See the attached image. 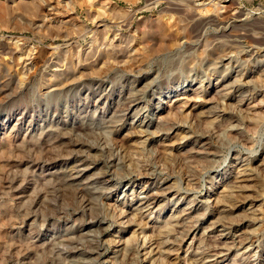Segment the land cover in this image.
<instances>
[{
	"label": "rangeland",
	"instance_id": "rangeland-1",
	"mask_svg": "<svg viewBox=\"0 0 264 264\" xmlns=\"http://www.w3.org/2000/svg\"><path fill=\"white\" fill-rule=\"evenodd\" d=\"M50 2L51 7H60L55 9H59L57 14L46 8L47 3L41 6L35 0H0V129L7 130L14 121H20L17 136L29 128L25 135L33 133L39 138L60 110L67 113L57 118L66 129L54 135L60 139L59 147L43 157L47 161L53 159L54 171L61 173L46 176L47 179L41 170L29 169V180L23 184L9 180L0 183V264H200L191 257L200 253L199 242L211 229L212 236L221 235L226 243L242 236L245 246L233 244L231 252L222 251L208 261L264 264V170L258 183L247 185L248 201L243 200V193L235 194L234 203L238 205L230 217L232 222L222 224L228 229L212 226L217 222L220 196L233 185L234 166L244 160L257 162L254 164L258 166L264 158V88L255 80L259 67L249 66L240 92L246 97L243 102L259 105L256 112L240 106L236 96L217 107L218 114L233 121L240 134L218 137L225 122L208 124L202 118L191 117L194 115L188 111L173 122L182 133L180 137L190 132L189 137L211 141L218 151L217 160L193 163L185 152L195 147L192 139L179 152H164L167 136L162 141L164 135H128L130 124L137 120L136 113L142 117L152 115L159 106L160 95L178 83L196 79L197 85L192 89L198 96L205 89L213 91L214 84L222 80L218 72H237L248 61L254 60L253 65L262 63L264 26L252 25L264 22V0ZM219 3L227 5L232 13H243L245 23L212 21ZM218 48L224 49L221 56L229 58L224 65L217 64V56L208 55ZM203 50L207 53L200 56ZM192 57L196 64L191 69L180 68L184 60ZM55 69L77 71L75 76L63 77H69L66 82L76 81L61 95L63 105L48 99L52 94L48 83L55 80ZM157 69H172V73L156 80L158 83L155 81L146 94H139L140 104L131 107L129 93L133 82L136 84L148 73L153 78ZM137 84L135 89H139ZM196 95L193 98L201 103L203 98ZM3 134L0 131V142L4 141ZM78 165L85 169L80 175L82 181L62 182V177L74 173ZM35 178L40 181L33 183ZM165 185L172 186L174 192L160 199L162 202L159 200L160 204L167 203L160 215L159 211L154 213L158 208L144 214L143 220L142 216L138 215L139 219L128 213V208L136 205L138 195L144 197L149 190L152 195ZM190 203L199 208L189 223L193 234L183 238L181 230L174 231L168 225V232H174L163 241L176 245L169 256L159 254L152 258L155 246L137 257L118 253L122 240L129 246L147 245L154 239L153 227ZM118 212L130 214L132 219L128 221L130 215L123 219Z\"/></svg>",
	"mask_w": 264,
	"mask_h": 264
},
{
	"label": "bare ground",
	"instance_id": "bare-ground-1",
	"mask_svg": "<svg viewBox=\"0 0 264 264\" xmlns=\"http://www.w3.org/2000/svg\"><path fill=\"white\" fill-rule=\"evenodd\" d=\"M35 2L38 4L41 3L40 4L41 6H44V3H47L46 8H48L51 12H53L57 7L55 3H53V4H55L54 6H56V7H51L52 5H51L50 0L49 1L48 0H35ZM220 4L221 3H219L218 5H220ZM218 5H216L212 21L216 20V21H220V22L227 21V22H233V23H245L244 21H246V20L243 21V19H242L245 16L243 13L236 12V11L232 13L227 5H222V4H221L222 5L221 8L217 9ZM57 8L60 9L59 6ZM59 9L57 11H59ZM221 9L223 11H221ZM57 11L55 12V14H57ZM255 24L256 25H252V26H257V27L264 26V22H255ZM36 27L42 28L44 26L37 25ZM44 29H46V27ZM251 29L253 30V28H251ZM140 30H142V29H140ZM46 31H48V30H46ZM149 32H151V31H149ZM222 48L225 49V47H222ZM223 50H219V48L214 49V50L212 49V51L211 50H210V52L208 51L209 52L208 55L217 56V59L219 61V63H217V64H223L224 65V63L229 61V58H228V56H224V55L221 56V54H224V53H221V51H223ZM135 53H137V51ZM199 53H201L200 56H203L207 52H206V50H203ZM10 54H12V52ZM37 54H40V53H37ZM44 54L47 55L48 53L46 54V52H45ZM40 57L42 58L41 55H40ZM136 57H137V55H136ZM140 58H142V57L140 56ZM70 60H72V58ZM186 60H187V58H186ZM253 61H248V65L246 67H243V68L239 67L238 71L234 72V73H232V71H229V70L227 71L226 69L218 72V74L219 73L222 74V75H220V78L222 80L217 81L216 84H214V88L212 87L213 91L208 92V90L205 89L204 93L200 94L198 96L196 95L197 93L194 92L195 90L192 89L193 87H195L197 85L196 79L190 78V79H187L186 82L178 83V85L170 88L166 94L160 95L161 98H160L159 106L156 109V111L154 113H152V115H147L145 117H142L143 114H139V113L137 114L136 113L137 120H134L132 122V124H130L131 129H129L130 134H128V135L136 136V137L137 136H141V137L152 136L151 138H158L159 136L164 135V138L162 141H164L166 136H167V139L165 140V142L167 143V141H169V140L170 141L167 144L166 143L163 144L164 152H169L172 149H174V151L176 150L179 152V151H181L180 150L182 148L181 146L182 145L185 146V143L189 142V139H192L193 141H191V143H193V145L195 147L189 148L185 152L188 153V158L191 159L193 161V163L198 162V161H205V163L206 162L209 163L210 161L217 160V158L219 156L218 151H217V148L211 143V141H209L208 139H205V138L198 139V138H194V137H189L187 134H190V132L185 134L186 136L180 137L181 136L180 134H182V133H179V131H177V129L173 125V122H174V120H177L178 117H181L182 115H184L185 112L188 111L190 114L194 115L191 117H194V118L198 117L200 119L202 118L203 121H206L208 124L214 123V122H216V123L225 122L223 124V133H221L218 137L223 136V135H228V134H230V135L231 134L232 135L240 134L239 129L237 128V126L235 125V123L233 121H231V122H230V120L226 121L225 119H228V118H224L223 116L218 114L217 107L224 100L234 98V96H236L240 100V102L238 103L240 106L241 105L245 106L246 109H249L252 113L256 112L254 110L258 109L259 105H255L249 101L243 102L246 99V97H245V95L241 96L242 94H240V92H242V90H243L244 81L247 79V74H248L247 72H248V69H250V67H253V68L259 67L260 68V72L255 77V80H256V83L261 88H264V61L262 63L257 64V65H253V63H255ZM41 64H42V62H41ZM63 64H64V62H63ZM67 64H68V62H67ZM194 64H196V61H195V58L192 57V58L188 59L187 61L184 60V62L181 64L182 67H180V68L185 67V68L191 69L190 67H193ZM34 65L36 66L35 62H34ZM60 66L62 67V65H60ZM56 70L57 69H55V71ZM55 71H53V72H55ZM80 71H79V73H80ZM156 71L157 72H155V74H154L155 76L153 78L151 77L152 73L151 74L148 73L145 75L144 78L141 79V81L137 82L138 84L136 83L139 86V89H135L136 84L133 82L134 87L133 86L131 87V90L129 93L131 95L130 99L132 100L131 104H133V106L130 105L131 107H133V108L137 107V105H138L137 103H139L138 102L139 99L137 96H139V94L140 95L146 94L152 88V85L155 83L156 80H161V77H165L170 72L172 73V69H167L164 72L160 71L158 69ZM76 72L77 71L70 70V69L69 70L68 69L67 70L58 69L56 71V75L55 74L53 75V76H56V77H53L55 80H50V82H49V79H48V82H49L48 83V87H49L48 89H49V91L51 90L50 92H52L50 98L48 95V99H50L51 103H53V104L55 103L56 105H58V103L59 104L62 103L61 105H63V102L61 100V97H62L61 95H63L65 92H67L69 89H71V87H73L72 82L75 81V80H73L72 82L71 81L66 82V80H68L69 77H67L66 79L63 77L75 76ZM80 75H81V73H80ZM51 79H52V77H51ZM184 83H188V84L186 86H182V84H184ZM211 84L210 85L208 84V89L211 88ZM7 90H9V89L7 88ZM5 92H8V91H5ZM195 95L199 98L200 97L203 98V101L201 103H198L196 98H193V96H195ZM4 97H5V94H4ZM162 97H164V99ZM130 99H129V101H130ZM61 107H63V106H61ZM262 107H264V106H262ZM59 112H58L59 113L58 117L55 116L54 119L51 120L48 127H46L47 129L45 131H42V134H41V136H39V138H36V136L34 137V135H32L33 133H31L29 136H26L25 134L27 133V131H29L28 130L29 128L26 130L24 135H22L20 137H19V135L17 136V134H15V133L19 129L20 121H14L16 123L9 126V128L7 130H1L0 129V131H3V133H4L3 134V140L4 141L0 142V183L5 181V180L6 181L9 180V182L23 184L27 179L29 180V178L27 176L29 169L41 170L42 175L46 174L44 177H46V176L53 177V176H56L59 173H61L59 171H54L56 168L55 167L56 165H55L53 159L50 161H47L44 159V158L48 157V156L45 157V155L50 154L53 149H56L59 147L60 139L54 138V135L59 131H62V132L66 131L65 127L62 125L63 122H59V121L57 122V118H61V116L64 117V115L67 114L66 110H60ZM1 127H3V126H1ZM153 129L155 131H152ZM36 135H37V133H36ZM172 136H173V138H172ZM168 137H171V138L168 139ZM174 145H177V146L173 147ZM55 151L53 153H56ZM55 155H58V153ZM55 155H53V156H55ZM29 158H32L33 160L31 161ZM50 158H53V157H50ZM54 160H56V159H54ZM62 160L63 159H61V161ZM254 163H257V162H254V161L248 162V160H244L241 163H238V164H236V166H234V180L232 182L233 185L228 190H226L223 193V195L220 196L221 200H220V202H218L216 204L217 205L216 209H217L218 215H217V218H215V219L217 222L212 224V226L213 225H214V227L223 226L224 230L228 229L225 225H222V224H224L225 221L227 222V220L229 221V223L232 222V220L230 222V219H233V217L232 218H230V217L234 214L233 212L235 210H237L236 209L237 206L235 205V204H237V202L235 201L236 203H234V199H233V198H235V194L243 193V195H242V198L244 197L243 200L248 201L250 196L248 197V191L249 190L247 189V185L255 183L258 180V178L260 177V174L264 170V158L262 159V162L258 166H256ZM77 164H75V165H77ZM52 166H54V167H52ZM88 168L89 167H87L86 169H88ZM74 170H75L74 173L71 172L70 175L65 174L64 178L62 177V179H63L62 182H65L66 180H68L70 183L76 182V181L77 182L82 181L80 178L82 176H80V175L83 172H85V169L84 168L82 169V166L78 165V167H76ZM46 171L48 173H45ZM71 171H73V170H71ZM30 172L32 173L31 170H30ZM62 173H64V172H62ZM11 177H13L12 181H10ZM44 177H43V179L42 178L41 179L45 180ZM34 180L40 181V178L39 179H36V178L33 179L32 180L33 183H34ZM56 180L57 179H55V181ZM258 182L259 181H257V183ZM36 183L37 182H35V184ZM63 186H65V185H63ZM173 192H174V188L172 186L165 185L162 188H159L157 190V192L152 194V195H149V193H151V190H149L146 193V195L144 194L145 195L144 197H138L139 196L138 195L137 199H136V201H137L136 205L128 208V213H132V215L134 214V216L136 218L138 217V215L142 216L141 219L143 220L144 214H146L148 212L151 214V213H153L155 208H158L156 210V212H154V213H157L159 211L158 215H160L163 211H165V209H166L165 205L167 204V203L160 204V201H161L160 199H162L164 196L166 197L167 195H169ZM177 203H179V201ZM176 204L174 206H176ZM190 205H191V203L184 208H180V205H179L177 207V209H179V208L180 209L177 211L176 215H174L171 219H169L167 221L163 220L160 225L153 227V231L151 233L153 234L154 239H152L147 245L143 246V242L141 243V240H140V243L142 244L143 247H141V245H140L141 248L139 246L136 247V245L129 246V245H127V243H125L122 240L121 245L119 244L120 249H119L118 253H120L121 255H125V256H136L137 257L142 253V251L144 252L147 249H151L153 246H155L151 252V253H154L152 255V258L154 257V255L157 256L159 254H160V256H161V254H163L164 256L165 255L169 256V252H171L176 245H174L172 243H165L163 240L166 239V236H172L171 234L177 230H181L180 232H181V235L183 236V238H188L193 234L192 229L189 228V223H190V220L193 219V216L196 215L195 213L197 212V210H199V208H197L198 205H194V206H192V205L190 206ZM120 207H122V206H120ZM262 209L264 210V208H262ZM259 211H261V210L259 209ZM255 212H257V209ZM124 214L125 213L120 214V217H122L123 219H125L126 216L128 217L130 215V214L126 213L127 215L125 216ZM132 215H130L131 218L130 217H129V219L127 218L128 221L132 219ZM122 218H121V220H122ZM132 221H134V220H132ZM121 224H123V223H121ZM123 225H125V223ZM168 225L172 229H174V231L172 233L168 232V228H166ZM144 226H145V224H144ZM253 227L254 226H252V228ZM210 231H213V230L211 229V230H209V232L205 233V235L203 236V238L199 242L198 249L200 250V253H197L196 255H192L191 259H193L194 262H197V263L199 262L200 264H213L212 261H208V259L211 258L212 256H216L218 254L221 255L222 251L231 252V247L233 246V244L235 246H237V245L243 246L244 245L245 240L243 241L244 238L242 236L241 237L243 239L240 236H238L235 239H232V240L229 239L231 241L229 243H226L225 241L223 242V238L221 237V235L212 236ZM145 233L143 232V235ZM139 235H142V233ZM147 235H145V236H147ZM150 236L151 235H149V237ZM156 239L159 242L160 249L158 248ZM55 240H53V241H55ZM148 240H150V239H148ZM144 241H145V239H144ZM246 241H247V239H246ZM146 242H148V241H146ZM140 243H138V244H140ZM50 244H52V243H49V245ZM148 245H149V247H147ZM163 245H165V246L161 247ZM195 245L197 246L198 244L195 243ZM156 250H158V251H156ZM162 250H165V251H162ZM174 251H177V250H174ZM226 252H223V253H226ZM147 254H144V255L146 256Z\"/></svg>",
	"mask_w": 264,
	"mask_h": 264
}]
</instances>
